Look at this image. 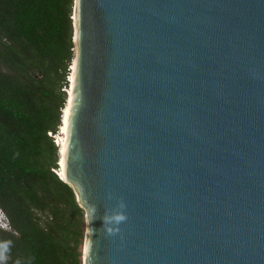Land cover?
<instances>
[{
  "label": "water",
  "instance_id": "1",
  "mask_svg": "<svg viewBox=\"0 0 264 264\" xmlns=\"http://www.w3.org/2000/svg\"><path fill=\"white\" fill-rule=\"evenodd\" d=\"M72 15L60 178L84 211L82 264H264V0Z\"/></svg>",
  "mask_w": 264,
  "mask_h": 264
},
{
  "label": "trees",
  "instance_id": "2",
  "mask_svg": "<svg viewBox=\"0 0 264 264\" xmlns=\"http://www.w3.org/2000/svg\"><path fill=\"white\" fill-rule=\"evenodd\" d=\"M74 0H0V264H82L84 211L56 174Z\"/></svg>",
  "mask_w": 264,
  "mask_h": 264
},
{
  "label": "bare ground",
  "instance_id": "3",
  "mask_svg": "<svg viewBox=\"0 0 264 264\" xmlns=\"http://www.w3.org/2000/svg\"><path fill=\"white\" fill-rule=\"evenodd\" d=\"M74 66L71 65V74L69 76L71 86L70 88H67V101L65 103V107L63 109L62 114V124L60 125V134L57 138V145L59 147V163H60V169L57 170L58 174L62 179H64V159H65V145H66V135H67V126H68V117H69V109H70V103H71V97L73 92V72ZM86 245H84L85 248ZM85 251V250H84ZM84 252H82L83 254Z\"/></svg>",
  "mask_w": 264,
  "mask_h": 264
},
{
  "label": "rangeland",
  "instance_id": "4",
  "mask_svg": "<svg viewBox=\"0 0 264 264\" xmlns=\"http://www.w3.org/2000/svg\"><path fill=\"white\" fill-rule=\"evenodd\" d=\"M69 77V76H68ZM67 88H68V86H66L65 88H62V90H64V91H67ZM58 135H59V133H58ZM58 135H57V137H58ZM58 151H59V148H58ZM58 156H59V154H58ZM59 158H58V162H59ZM0 227L1 228H8V226H7V221L5 220V218L2 216V214L0 213ZM85 233V232H84ZM0 257L2 258V254L0 253Z\"/></svg>",
  "mask_w": 264,
  "mask_h": 264
},
{
  "label": "built area",
  "instance_id": "5",
  "mask_svg": "<svg viewBox=\"0 0 264 264\" xmlns=\"http://www.w3.org/2000/svg\"><path fill=\"white\" fill-rule=\"evenodd\" d=\"M58 133L60 134V127H59V130L55 133V134H51V132H48V135H50L51 137H53V140H54V142H55V144L57 145V135H58ZM58 146V145H57ZM58 170L60 169V163L58 162ZM56 172V174L58 175V176H60L59 174H58V172L57 171H55ZM0 212H1V210H0Z\"/></svg>",
  "mask_w": 264,
  "mask_h": 264
},
{
  "label": "clouds",
  "instance_id": "6",
  "mask_svg": "<svg viewBox=\"0 0 264 264\" xmlns=\"http://www.w3.org/2000/svg\"><path fill=\"white\" fill-rule=\"evenodd\" d=\"M70 74H71V66H70ZM67 80H68V83H69V77L67 78ZM68 86H69V84H68ZM66 93H67V91H66ZM60 177V176H59ZM61 179V178H60ZM1 214H2V216L5 218V216L3 215V213H2V211L0 212ZM122 217H118V219H121ZM6 220V219H5Z\"/></svg>",
  "mask_w": 264,
  "mask_h": 264
}]
</instances>
